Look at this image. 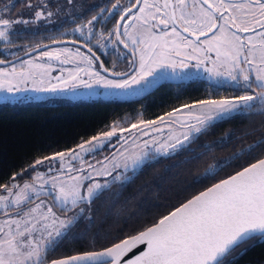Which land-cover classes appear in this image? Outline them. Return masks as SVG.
<instances>
[{"label": "snow or ice", "instance_id": "6c2138e0", "mask_svg": "<svg viewBox=\"0 0 264 264\" xmlns=\"http://www.w3.org/2000/svg\"><path fill=\"white\" fill-rule=\"evenodd\" d=\"M20 2L31 18H24L22 9L13 19L10 8L0 6V41H9L16 25L26 29L39 21L51 23V18L61 11L59 5L49 10L46 0L36 4L31 0ZM67 2L72 5L73 0ZM117 11L119 19L105 30L104 25ZM68 18L76 25L70 31L80 34L88 54L79 47L74 51H40L35 59L47 58L48 63L43 64L9 53L12 60H0V65H11L10 70L0 67V91H27L32 81L35 91L53 94L78 86L101 85L112 95L141 96L161 80L191 79L194 74L185 70L203 67L207 73L204 79L214 82L217 89L230 87L232 92L219 99L181 104L155 119H138L128 127L113 122L110 130L91 136L76 148L36 159L20 172H13L5 183H0V264H235L251 243L264 242V124L241 129L239 136L229 129L200 144L199 152L191 147L218 125L264 116V0H136L123 7L116 0L111 7H100L79 23L76 16ZM97 25L101 27L97 29ZM137 25L138 31H130ZM90 44L98 51L111 49L115 57L111 69L105 67ZM118 44L131 53L127 71L115 70L117 62L126 58ZM52 61L84 67L62 68L67 79L63 75L51 77ZM97 61L108 75L95 70ZM37 75L41 77L39 81L35 80ZM45 76L49 77L47 87H38L45 84ZM53 79L56 83H52ZM21 84L25 87L21 88ZM118 132L122 150L97 160L95 165L86 161L87 156L111 146ZM229 145L232 150L219 159L213 155V163L195 175L192 184L215 179L226 168H233L230 174L173 207L137 234L99 251L48 259L65 240L75 238L73 230L82 221V233L94 226L95 201L105 192L112 198L121 194L111 192L113 185L123 188L145 165L162 157L187 153V163ZM69 160H78L80 167ZM241 160L245 163L240 164ZM55 161H59V168L54 170L51 165ZM39 166H46L47 172L37 171ZM53 171L56 175H49ZM29 172L34 175L21 183L20 178ZM134 250L135 254L130 255Z\"/></svg>", "mask_w": 264, "mask_h": 264}, {"label": "trees", "instance_id": "16d2710c", "mask_svg": "<svg viewBox=\"0 0 264 264\" xmlns=\"http://www.w3.org/2000/svg\"><path fill=\"white\" fill-rule=\"evenodd\" d=\"M37 1L31 0L32 3ZM126 1L120 0L123 6ZM13 2L14 8L11 7ZM110 2L73 0L75 9L69 15L76 16V23H79L80 19L90 18L94 14L90 9L83 11L82 14L77 11L81 4H84L86 9L90 5L99 4L96 6L98 9ZM5 5L10 8L11 13L24 9L20 0H0V6ZM69 15L56 26L13 31L9 44L25 48L17 53L21 55L26 51L29 53V48L46 42L77 39L74 32L70 33V29L76 25L68 18ZM97 55L105 67H109L114 60L113 55L105 56V59L101 54ZM0 59L12 60V56L0 52ZM231 92L230 87L217 89L206 80L197 78L187 82L161 80L143 95L131 99L93 98L54 103L0 102V183H5L13 172H20L25 165L32 164L36 159L67 151L90 139L91 136L106 131L113 122L155 119L156 116L181 104L227 96ZM262 124L264 116L260 115L230 120L218 125L210 135L201 136L191 147L199 152L200 144L216 139L229 129L235 130L239 136V130L260 127ZM231 150V145L217 147L211 154L206 153L198 160H189L187 163L184 162V155H187L185 153L169 158L162 157L158 162L145 165L123 188L112 186L111 192L121 193L118 197L112 198L109 192H105L102 198L97 199L93 205L94 226L82 233L84 228L82 221L73 230L77 233L75 238L65 240L48 259L99 250L141 231L171 211L173 207L230 174L233 168H226L219 171L215 179H209L202 184H192V178L201 173L209 163H213L211 158L213 155L219 159ZM244 163V160L240 161V164ZM235 170H239L238 167ZM25 177L26 175H23L20 180ZM235 264H264V242L251 243L235 260Z\"/></svg>", "mask_w": 264, "mask_h": 264}, {"label": "rangeland", "instance_id": "374dc122", "mask_svg": "<svg viewBox=\"0 0 264 264\" xmlns=\"http://www.w3.org/2000/svg\"><path fill=\"white\" fill-rule=\"evenodd\" d=\"M46 2L49 5V10H55L56 6L59 5L61 7V11L58 12L56 15H54L51 20V23H48L47 21H39L37 22L35 25H29L26 29L29 30H38L40 28V26L43 27H52V26H56L58 25V23L61 22V20L65 17H67L71 11H73L75 9V7L72 5H69L67 0H46ZM54 2V3H52ZM39 3V0L37 2H34L33 4ZM52 3V4H51ZM24 11V18L28 19L31 18L29 16V13L27 11V9H23ZM20 12V11H19ZM15 13H11V16L13 19L16 18ZM3 14V13H0ZM32 15H34V12L32 13ZM25 29L24 26L22 25H16V31L17 30H23ZM73 29V28H72ZM70 33H73V31H70ZM76 33V32H74ZM78 35H80L79 33H76ZM4 44H9V41H0V52H3L6 56H11L9 53L15 52L16 54L25 49L22 48L21 46L15 45V47H8L7 49H5L3 47ZM37 46H35L34 48H32V50H34ZM79 47L81 52L84 54H88L87 51L85 49H83L82 47L78 46V45H74V44H69V43H62L59 45H55V46H51V47H47L41 50H38L34 53H27V51L21 55H18L20 59L23 60H27V59H35L38 56V53L40 51H47L49 49H61V48H69L72 49L73 51ZM123 53H125V59L119 60L118 63V67L115 68L116 71H126L127 70V65H128V59H131L130 54L126 51L124 52V50H121ZM29 52V51H28ZM97 54H101L103 56V58L105 59V56L108 57V55H112L111 54V49H106L104 51H97ZM107 53V54H105ZM126 53L128 54V56L126 55ZM213 58H215V53H212ZM113 59H115V57H113ZM77 61H79V57L76 58ZM114 61V60H113ZM113 61L110 63L111 65L108 68H112L113 67ZM36 63H43V64H47V58H44L43 60L40 59H35ZM191 63H195V61H192ZM52 67L50 70V76L51 77H56V76H61L63 75L65 77V79H67V72H61V69H75L77 66L79 67H84L83 64H77V63H72V64H61L59 61H52L51 62ZM99 61L95 62L93 67L95 68L96 71H99L101 73V75H107L106 73L103 72V70L101 68H99ZM211 66V65H209ZM0 67H6L10 70L11 65L7 64V65H0ZM187 71H191V73H193L194 75L192 76L191 79H179V78H169L166 80H174V81H184L187 82L189 80L192 79H204V76H207V73H204L203 71V67L200 69H195V68H191L190 70H185ZM199 74V75H197ZM84 79H87V76L82 77ZM109 78H112L109 75ZM41 79V77L39 75H37L35 77L36 81H39ZM49 77L45 76L44 80H45V84L43 85H37L38 87H47V81H48ZM206 80V79H204ZM207 82H209L210 84H212L213 86H215L214 82H210L208 80H206ZM15 83V82H14ZM52 83H56V81L53 79ZM21 88L25 87L24 84L20 85ZM27 91H22L19 93H8L7 91H0V102H8V103H15V102H46V103H54L57 101H63V100H67V101H73V100H79V99H93V98H103V99H131L134 97H138V96H124V95H112L110 94V90L103 88L101 85H94L92 88H84L82 86H78L74 89L71 90H65L63 93H59V94H53V93H49V92H44V91H35L34 90V85L32 83V81H29L27 84ZM150 90V89H149ZM3 97H9L8 100L3 99ZM220 97H215L213 99H219ZM138 121V120H137ZM135 121H129L126 123H120L121 126L123 127H128L131 123H136ZM110 130V127L106 130L108 131ZM165 132H167V129H165ZM138 134V133H137ZM120 135V133L118 132L117 137H114L111 141V146H107L104 147L101 151L96 152L90 156L86 157V161L88 163H92L95 165L97 160H103V158L105 156H110L111 154L116 153L117 151L122 150L121 145H122V141H118V136ZM124 135L127 137L129 135V133H124ZM81 143V142H80ZM79 143V144H80ZM76 148V146L74 147ZM73 148V149H74ZM50 156V155H49ZM69 163H74L75 167H80V163L79 161H75L72 162L71 160L68 161ZM47 164V162H46ZM52 168L58 169L59 168V161H55L52 163ZM37 171H41V172H47V167L46 166H39L37 168ZM65 171H67V167L65 168ZM31 175H34V173L29 172L26 177L22 180H20V182L22 183L23 180L29 179ZM49 175H56V172L53 171L52 173H50ZM73 175H75V173H73ZM47 178V177H45ZM96 179L98 180H103L105 179L104 177H96ZM43 198V197H42Z\"/></svg>", "mask_w": 264, "mask_h": 264}, {"label": "flooded vegetation", "instance_id": "af4514ba", "mask_svg": "<svg viewBox=\"0 0 264 264\" xmlns=\"http://www.w3.org/2000/svg\"><path fill=\"white\" fill-rule=\"evenodd\" d=\"M90 1H94V0H90ZM110 1H111V2H110L109 4H107V6H105V8H109V7H111V5H112L113 3H116V0H110ZM135 1H136V0H132V2H130V0H127V1L124 3V6H130L132 3H135ZM149 2H152V0H149ZM141 3H143V0H141ZM120 4H121V2H120ZM97 5H99V4H96V5H90L89 8L86 9L85 6H84V4H81L80 9H82L83 11H85V10H89V9H90L91 12H95V11H99V8H98V9L96 8ZM121 6L123 7L122 4H121ZM136 11H138V9H137ZM85 12H86V11H85ZM80 13H81V12H80ZM116 19H119V11H117L116 14H115L114 16H112V17H110V18L108 19V21H107L106 24L104 25L105 30H107L108 28H111L112 25L115 23V20H116ZM113 21H114V23H113ZM131 23H132V21H129V24H131ZM100 27H101V25H97V29H99ZM138 30H139V25H137V28H136V29H130V31H138ZM121 31H123V28H121ZM75 34H76V33H75ZM76 36H77V39H72V40H75V41H78V42L83 43L82 38L80 37V35L76 34ZM112 38L115 39V34H113V37H112ZM89 46H90V47H93V51H94V52H97V51H98L97 48H96L93 44H90ZM117 47H118L120 50H124L123 47H122L121 45H119V44L117 45ZM124 52H126V51L124 50ZM96 54H97V53H96ZM126 55L128 56L127 53H126Z\"/></svg>", "mask_w": 264, "mask_h": 264}, {"label": "water", "instance_id": "95a60500", "mask_svg": "<svg viewBox=\"0 0 264 264\" xmlns=\"http://www.w3.org/2000/svg\"><path fill=\"white\" fill-rule=\"evenodd\" d=\"M136 2V1H135ZM73 41H75V40H72V39H60V40H53V41H50V42H46V43H44V44H42V45H40L39 47H36L34 50H32L31 52H29V53H34V52H36V51H38V50H41V49H44V48H47V47H51V46H55V45H59V44H62V43H69V44H74V45H78V46H80V47H82L83 49H85L86 51H87V49L86 48H84L83 47V43H81V42H76V43H73ZM122 47H123V45H121ZM123 49H124V47H123ZM125 51H127L129 54H130V56H131V53L127 50V49H124ZM97 55V54H96ZM0 60H6V61H10L11 59H0ZM4 65H7V64H4ZM103 70V69H102ZM127 71V70H126ZM108 75V74H107ZM210 186V185H209ZM203 190V189H202ZM198 193V192H197ZM196 193V194H197ZM195 195V194H194ZM193 196V195H192ZM189 198H191V197H189ZM188 198V199H189ZM183 203V202H182ZM179 206V205H178ZM167 214V213H166ZM165 214V215H166ZM143 230V229H142ZM138 233V232H137ZM137 233H135V234H137ZM135 234H132V235H135ZM117 242H119V241H117ZM142 247L143 246H141V249L140 250H142ZM103 249V248H102ZM102 249H99V250H102ZM99 250H92V251H99ZM135 251L136 250H134V252L133 253H131L130 255H134L135 254ZM77 254V253H76ZM73 255V254H72ZM64 257V256H63ZM59 258H62V257H58V258H54V259H59Z\"/></svg>", "mask_w": 264, "mask_h": 264}]
</instances>
